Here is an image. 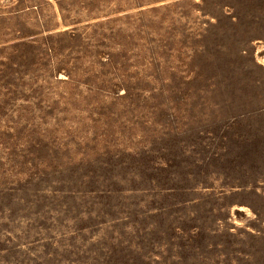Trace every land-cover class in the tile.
<instances>
[{"label": "rangeland", "instance_id": "rangeland-1", "mask_svg": "<svg viewBox=\"0 0 264 264\" xmlns=\"http://www.w3.org/2000/svg\"><path fill=\"white\" fill-rule=\"evenodd\" d=\"M263 41L264 0H0V264H264Z\"/></svg>", "mask_w": 264, "mask_h": 264}, {"label": "crops", "instance_id": "crops-1", "mask_svg": "<svg viewBox=\"0 0 264 264\" xmlns=\"http://www.w3.org/2000/svg\"><path fill=\"white\" fill-rule=\"evenodd\" d=\"M260 49L264 50V41L260 44ZM256 50H259V49L256 47Z\"/></svg>", "mask_w": 264, "mask_h": 264}]
</instances>
